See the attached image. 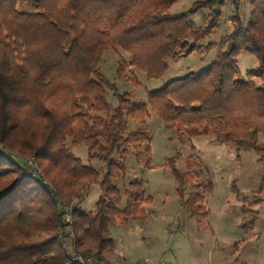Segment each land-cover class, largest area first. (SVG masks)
Returning a JSON list of instances; mask_svg holds the SVG:
<instances>
[{
	"label": "trees",
	"instance_id": "obj_1",
	"mask_svg": "<svg viewBox=\"0 0 264 264\" xmlns=\"http://www.w3.org/2000/svg\"><path fill=\"white\" fill-rule=\"evenodd\" d=\"M176 1L0 0V264H88L74 254L99 264L113 243L108 224L145 218L144 205L152 200L143 184L130 182L122 192L113 180L125 178L131 148L136 159L150 163L147 132L122 134L128 117L142 123L149 118L148 106L115 90L118 104L110 112L105 86L111 83L98 65L112 46L127 54L119 55L118 75L129 66L158 77L168 59L197 48L217 26L220 10L213 9L197 28L188 13L222 0H197L186 12H172ZM250 3L249 19L233 15V31L220 40L228 48L206 70L171 79L149 92L147 102L178 132L254 150L264 189V0ZM244 49L258 60L248 75L261 85L237 77V56ZM66 138L74 147L85 144L88 160L105 164L93 210L80 201L98 171L67 149ZM31 157L36 175L25 164ZM166 164L183 197L191 172L176 168L171 158ZM122 193L126 204L119 209ZM204 200L201 191L187 196L192 214L207 213ZM59 201L70 205V220ZM243 221L252 224V215Z\"/></svg>",
	"mask_w": 264,
	"mask_h": 264
},
{
	"label": "rangeland",
	"instance_id": "obj_2",
	"mask_svg": "<svg viewBox=\"0 0 264 264\" xmlns=\"http://www.w3.org/2000/svg\"><path fill=\"white\" fill-rule=\"evenodd\" d=\"M195 1L177 0L170 10L186 12ZM17 8L31 9L28 4H18ZM217 8L220 10L217 26L192 52L168 59L164 73L158 77H148L129 66L120 76L117 73L119 55L127 59V54L112 46L102 54L98 72L111 83L105 86L109 111L118 104L116 90L128 94L133 101L145 103L150 114L143 123L128 117L122 132L123 135L147 132L151 146L149 165L136 159L131 148L126 158L125 178L113 182L123 192L130 182L138 181L152 201L144 205L146 216L143 220L108 224L113 243L103 250V260L99 264H264V189H260L263 170L257 162V153L252 149L237 150L215 144L207 136L178 132L147 102L149 92L160 89L171 79L206 70L216 55L228 48L220 40L233 31V15L238 14L246 22L251 3L250 0H222L221 5L201 7L188 13L193 28L203 26L207 15ZM257 67L258 60L249 49L239 52V79H253L261 85L258 77L248 75V71ZM65 144L83 163L98 171L97 181L80 201L84 209L93 210L105 164L98 159L88 160L85 144L71 146L70 138H66ZM169 158L176 168L192 174V180L183 186V197L178 194L174 175L166 164ZM197 191L205 195V215L192 214L194 206L186 202L187 196ZM252 196H258L254 205L250 204ZM125 204L126 196L122 193L117 206L123 209ZM249 205L253 211L247 207ZM250 214L253 223L246 225L243 220ZM91 259L93 262L94 257Z\"/></svg>",
	"mask_w": 264,
	"mask_h": 264
},
{
	"label": "built area",
	"instance_id": "obj_3",
	"mask_svg": "<svg viewBox=\"0 0 264 264\" xmlns=\"http://www.w3.org/2000/svg\"><path fill=\"white\" fill-rule=\"evenodd\" d=\"M15 154H17V153H15ZM25 164H26V167L30 170L32 175H36L39 172L34 158L31 157V158L26 159ZM41 183L45 187H47V185H48V182H46L44 180H42ZM59 206L62 207V209L65 212V220H68L70 218V212H71L70 211V205H66L64 202L59 201ZM73 258H74V260H77L81 263H87L90 261V258L83 259L80 255H77V254H74Z\"/></svg>",
	"mask_w": 264,
	"mask_h": 264
}]
</instances>
